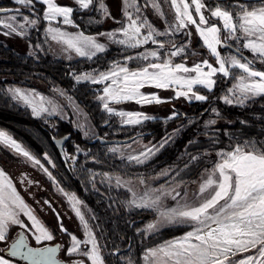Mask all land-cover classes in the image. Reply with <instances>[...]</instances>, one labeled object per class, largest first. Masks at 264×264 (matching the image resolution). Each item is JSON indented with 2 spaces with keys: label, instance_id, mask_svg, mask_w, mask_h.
<instances>
[{
  "label": "snow or ice",
  "instance_id": "obj_1",
  "mask_svg": "<svg viewBox=\"0 0 264 264\" xmlns=\"http://www.w3.org/2000/svg\"><path fill=\"white\" fill-rule=\"evenodd\" d=\"M166 2L170 3V7L174 10L175 23L169 24L165 20L163 31L158 30L148 17L143 15L137 0H121L122 15L127 21L118 30L123 39H114L116 32H108L106 35L114 43L133 49L149 42L158 45L159 49H164L165 44L155 37L166 36L170 32L178 33L189 25H193L203 46L214 58L216 66L208 59L194 62L191 67L186 63H173L172 58L184 53L187 44L177 46L169 42L172 50L162 62H149L137 70L115 64L107 72L76 75L75 79L78 82L90 81L92 84H101L109 81L102 90L103 94L97 97L102 102L104 111L121 117L123 124L138 125L155 117L142 112L117 111L110 104L128 101L140 105L161 104L166 101L156 94H144L141 89L145 86L169 89L175 85H179L180 89H187L186 91L177 90L175 92L177 98L207 101L209 96L194 91L193 86H202L211 93L217 83L213 77L217 74L225 78L231 77L234 81L232 87L227 90V94L220 98L227 105L243 106L246 101L264 97V70L255 68L253 60H249L241 52V47L249 50L254 59H258L260 64L264 65V0H259L258 4L244 3L243 0H217L212 6H207L202 0H190V2L189 0H166ZM14 3L32 11H34V4L39 3L45 6L42 16L44 21L51 22L57 17H62L65 25L73 23L70 19L73 8L60 6L55 0H14ZM75 3L81 9H88L94 0H75ZM192 6L198 20L190 11ZM144 7H151L159 18L164 19V13L157 0H144ZM99 10L105 17L110 16L109 9L103 0L100 2ZM205 10L210 14L209 16L204 14ZM4 13H14L8 15L6 19L0 18V27L8 30L4 33L5 35L15 33L23 37L26 35L24 31L26 27H35L39 22V17L30 18L28 15H23V22L14 25L11 22L16 21L22 14L21 8L0 7V14ZM142 30L145 32L142 33ZM46 32L53 40L65 45V51H74L76 55L87 57L89 60L97 53L105 51L104 44L98 43L94 37L86 36L82 32L69 35L53 27H48ZM99 35L103 36L105 33ZM188 35L191 36L192 33L189 32ZM229 41H235L239 55H222L218 51V46L231 49L232 45ZM198 54L193 52V55ZM150 57L160 60L158 50L138 53L135 57H125V60L148 61ZM9 91L13 94V98L24 100L32 108L34 116L49 111L44 106L43 96L25 93L18 88L9 89ZM30 95L37 97L38 100L37 98L30 100ZM211 111L220 116L216 108H212ZM176 115L173 112L167 119H172ZM208 123L215 124L216 121L211 120ZM80 127L83 129L84 126ZM84 134L88 135V132L85 131ZM167 139L163 140L159 147L155 145L146 147L138 155H129L127 159L142 164L159 151V148L167 143ZM0 143L10 147L34 165H39L55 183L51 173L40 160L3 131H0ZM109 151L117 152L119 149L113 147ZM216 155L219 160L208 172L206 179H202L198 191L194 194L197 202L180 204L177 201L176 207L160 212L158 223H187L191 225L192 230L164 245L148 249L145 256L147 264H264V142L259 140L237 142L235 146H230L229 150H218ZM44 159L55 167L46 153ZM72 159L75 160L76 157L73 156ZM192 159L195 160L196 157ZM162 175H167V171ZM116 182L117 185L121 184L119 177L116 178ZM60 191L63 192V189ZM64 194L68 197L83 227L85 237L80 240L76 235L70 234L71 245L64 255L71 257L78 254L85 257L91 264H105L96 237L79 207L82 201L74 194ZM179 195L180 193L177 192L176 196ZM176 196H173L174 200ZM159 200L160 197L154 200L149 199L146 194L145 197L139 200L134 199L130 203L138 208H153L157 206ZM21 214L27 218L30 226L20 218ZM57 220H60L58 213ZM157 226L158 224H149L147 230H155ZM11 227H18L20 231L8 245V256L19 257L26 261V264H68L67 261L56 257L60 249L59 245L55 247L45 245V242L54 240V234L41 223L19 195L6 173L0 170V243L8 241ZM59 227L62 233H67L68 230L62 223ZM30 243L37 246H30ZM81 245L86 247L82 249ZM89 245L90 247H87ZM0 264H13V262L0 255ZM71 264H85V260L72 261Z\"/></svg>",
  "mask_w": 264,
  "mask_h": 264
},
{
  "label": "trees",
  "instance_id": "obj_2",
  "mask_svg": "<svg viewBox=\"0 0 264 264\" xmlns=\"http://www.w3.org/2000/svg\"><path fill=\"white\" fill-rule=\"evenodd\" d=\"M100 2L101 0H94L88 9H81L74 2L71 5L73 13L70 17L73 23L53 24L67 30H79L92 35L103 29L120 28L123 24V16L118 15L116 22L108 24L113 15L110 12V16L105 17L99 10ZM140 2L142 0L137 1L139 6H141ZM157 2L164 13L163 20L171 22L174 12L170 3L166 0H157ZM202 2L212 6L217 0H202ZM243 2L251 4L258 3V0H243ZM13 5L15 4L12 0H0V7L10 9ZM36 7L39 22L35 27L28 29L31 52L17 51L0 40V129L15 138L26 150L49 167L62 189L74 191L85 203L105 264H129V262L141 264L140 254L147 246L180 233L187 226L167 225L151 233H145L142 227L154 217L155 211L152 208L127 207L129 191L103 183L99 175L90 178V168L94 166L96 169L107 170L125 178L143 179L167 171L165 180H162L165 181L164 183H170L180 177L195 179L202 171L213 168L219 160L216 155L218 150H229L230 146H235L237 142L243 143L245 140L264 142V97L246 101L243 106L227 105L220 98L227 94L234 81L231 77L225 78L217 74L213 77L217 83L211 93L202 86H193L194 91L209 96L207 101L191 99L180 103L177 99H172L174 102L171 109L177 114L174 118H155L138 125H121L116 115L104 111L97 100L101 84L78 82L75 81L74 76L84 70L97 72L109 69L115 62H124L129 68L141 67L149 62H162L166 55L165 49L157 47L160 60L150 57L148 61L141 59L126 61L125 57H135L142 47L151 44L135 49L113 44L111 47H106L103 53H97L91 60L87 57L64 60L48 52L44 33V26L48 21H44L41 15L44 6L36 3ZM205 12L209 15L206 10ZM163 38V36L159 37V39ZM229 43L234 45L233 41ZM196 45L204 48L199 38L196 39ZM220 49L223 51L226 48ZM241 52L249 60H253L254 67H261L249 50L241 47ZM187 55L189 52L186 49L184 53L173 57V60L182 59ZM29 79L43 82L50 87H59L72 96L97 127L99 135L106 133L107 137L124 138L141 134L144 139L150 140L170 135L169 139L159 153L148 161L138 164L108 151L107 144L92 142V137L75 138V135L71 134L62 145L63 152L75 153L76 159L70 165L65 156L64 160L60 158L51 140L53 137L73 131L69 129V125L67 126L66 122L56 116L32 115L29 108L14 100L6 89L8 84L30 86ZM212 108H216L220 116L213 113ZM211 120H215L216 123H208ZM77 147L81 150L75 152ZM45 153L55 167L48 165L47 160L44 159ZM192 157L196 159L193 160ZM2 159L15 161L18 157L10 154L0 144V161ZM126 245H129L126 250L113 253L114 249ZM62 251L60 246L57 257L68 260L67 257L62 256ZM81 259L85 260V264H89L85 257L81 256Z\"/></svg>",
  "mask_w": 264,
  "mask_h": 264
},
{
  "label": "rangeland",
  "instance_id": "obj_3",
  "mask_svg": "<svg viewBox=\"0 0 264 264\" xmlns=\"http://www.w3.org/2000/svg\"><path fill=\"white\" fill-rule=\"evenodd\" d=\"M139 1V0H137ZM13 4L14 0H12ZM56 3H58L60 6H67L71 7V5L75 2V0H55ZM190 2V0H189ZM103 3L105 6L109 9V12L112 13L113 17L109 19L108 24L111 25L112 22H116L117 16L122 15V3L121 0H104ZM251 4H254L251 3ZM258 4V3H255ZM140 7L142 9L143 15L147 16L149 21L154 24V26L157 27L158 30L163 31L165 27V21L159 18L154 10L151 7L145 8L144 7V0L140 2ZM79 6V5H78ZM45 7V6H44ZM43 7V9H44ZM15 8H21V15L17 17L16 21H13L14 25H18L23 22L22 16L23 15H28L30 18H37L38 17V12H37V7L36 3L34 4V11L30 10L29 8H23L20 5H13L10 7V9H15ZM173 10V9H172ZM190 11L193 13V16L195 19L198 20V17L195 16L194 12V6L190 7ZM174 12V10H173ZM14 14V13H4L0 14V18L6 19L8 15ZM206 15V12H204ZM43 16V13L41 14ZM210 15V14H209ZM206 15V16H209ZM123 16V15H122ZM123 23H126V19L123 16L122 19ZM59 22L63 23V18L62 17H57L56 20L51 21V23H47L44 26V33L46 37V43H47V49L50 54H52L55 57L62 58L64 60H72L77 57H80L76 55L74 51H65V45L62 43L55 41L51 38V35L46 32V29L48 27H53V28H59L62 32H65L69 35H75L77 33H80L81 31L79 30H67L58 26H55L53 23ZM169 24L175 23V13H174V18L171 20V22H168ZM30 27L25 28L26 35L23 37L16 35L15 33L10 34V35H5L4 33L7 32V29H4L3 27H0V40L3 41L4 43L12 46L15 50L17 51H23V52H31V44L30 40L28 39V29ZM121 28V27H120ZM120 28H107L103 29L97 34H85L86 36H92L94 37L98 43L104 44L105 48L106 47H111L113 44H118L114 43L113 40H110L108 36L106 35L108 32H116L117 35L114 37V39H123V36L119 35L118 30ZM145 30H142V33H144ZM191 32L192 35L189 36L188 33ZM100 33H105V35L101 36L99 35ZM160 37V36H159ZM159 37H155L158 41H161L165 44V52L166 55L164 57L167 58V54L170 53L172 50L171 44L169 42L175 43L177 46H183L187 44V50L189 52V55L187 57H184L179 60H173V63H186L187 66L191 67L194 62H199L203 59H208L210 63H213L215 65V60L214 58L211 59V56L208 52V50L204 47L201 48L198 45H196V39L199 38V35L195 31V26L189 25L186 29L181 30L180 32H170L169 35L163 36V39H159ZM201 40V39H200ZM202 42V40H201ZM234 45L235 44V41ZM148 44H151V46L148 47H142L141 50H139L138 53H146L148 51L152 50H157L158 45L152 44L149 42ZM152 45L154 47H152ZM203 45V42H202ZM144 46V45H143ZM218 51L222 52V55H228V54H234L232 51L228 49H223V51L220 49L218 46ZM193 52L199 53L198 55H193ZM251 53V52H250ZM182 54V53H181ZM252 54V53H251ZM257 62H259L258 59H255ZM260 63V62H259ZM115 64H118L120 66H126L124 62H115L109 69L113 68ZM147 64L141 66L144 67ZM137 67V68H141ZM129 68V67H128ZM260 70H264V65H261V67H255ZM109 69L103 70V71H97L94 72L92 70H84L78 73L77 75L83 74V73H88V72H93V74H96L98 72H107ZM130 70H133L134 68H129ZM206 70V69H205ZM194 75V74H191ZM76 76V75H75ZM74 76V79H75ZM76 81V79H75ZM90 82V81H88ZM28 83L30 86H19L16 84H8L6 86V89L8 93L11 95L13 98V94L9 91V89H20L22 92L25 93H30V94H38L39 96L44 97V106L49 109L47 112H42L40 115H45V116H56L57 118L63 120L64 122L67 123V126L69 125V129L73 130L68 133V137L72 134L75 135V138L81 137V138H87V137H94L96 135H99V131L96 126L93 125V123L90 121L87 113L76 103V101L73 99L72 96L66 94L62 89L59 87H50L47 86L43 82H39L33 79H29ZM109 81H105L104 83H101L100 86V92L97 94V97L99 95H102V90L108 84ZM233 85V84H232ZM232 87V86H231ZM229 87V88H231ZM177 90H184L186 91L187 89H180L179 85H175L170 87L169 89H157L154 87L150 86H145L144 88L141 89V92L144 94H156L159 96L162 100L166 101L161 104H150V105H140L132 101L128 102H121L119 104H110L111 107L116 109L117 111H126V112H139L142 111L146 115L153 116L155 118H160V119H165L169 116L172 115V109L171 105L173 104L174 100L172 99H177L178 102L184 103L188 100L191 99H186L185 97H179L177 98L175 96V92ZM34 98L33 95L29 96V99L32 100ZM14 100L20 102L21 104L26 105L29 110L31 111L32 115V108L24 102V100L19 99V98H13ZM194 99V98H193ZM38 100V98H37ZM98 100V98H97ZM101 108H102V102L98 100ZM103 109V108H102ZM118 122L121 125H126L122 123V118L119 116H116ZM81 125H83V129H81ZM0 131H3L0 129ZM87 131L88 135H85L84 132ZM5 132V131H3ZM173 132V131H172ZM171 132V133H172ZM6 133V132H5ZM9 135V134H7ZM106 133H102L101 136L107 137ZM10 136V135H9ZM170 135L162 136L156 140H150V139H144L141 134H136L134 135V138L131 139L130 141L124 142V143H112V144H107V149L109 151L110 148L116 147L119 149L117 152H113L119 157H124L126 160L129 155H138L141 151H144L146 147H152L155 145L156 147H159L161 142L165 140L166 138L169 139ZM12 137V136H11ZM13 138V137H12ZM91 138V139H92ZM16 140L15 138H13ZM167 139V140H168ZM17 141V140H16ZM65 142V141H64ZM17 143H19L17 141ZM2 144V143H0ZM20 144V143H19ZM3 147L13 156H17V160H11V159H2L0 161V170H3L8 178L11 180L13 186L16 188L17 192L19 195L24 199V201L30 206V208L33 210V213L37 216V218L43 223L46 227L49 228L50 231L54 234V240L51 242H58L59 245L62 247V256L67 257L68 260H80L81 256L78 254H74L71 257L65 256L64 253L66 249L71 245V236L70 234H74L77 236L78 239L83 240L85 237L83 235V227L78 219V217L75 215V212L72 209V206L68 200V197L64 194L67 193L68 195H75L80 201H82L74 191H67L63 189V192L60 191L62 189L60 185L56 182L55 178L53 177L52 173L50 172L49 167L44 165L41 161V164L44 165L45 168L48 169V172L51 173L52 177L55 180V183L53 182V179H50L48 174L44 172L42 168H40L39 165H34L31 161H28L25 157L17 154L13 149L10 147L2 144ZM21 145V144H20ZM22 146V145H21ZM23 147V146H22ZM24 148V147H23ZM78 148V147H77ZM77 148L75 149V152L77 151ZM25 149V148H24ZM26 150V149H25ZM81 149H79L80 151ZM162 148H159V151H156L154 155L160 152ZM28 151V150H27ZM111 152V151H110ZM31 153V152H30ZM32 154V153H31ZM33 155V154H32ZM154 155L150 156L152 158ZM34 156V155H33ZM64 156L67 159L68 163L70 165L73 164L74 160L72 159L74 154H68L64 152ZM149 158V159H150ZM36 159H38L36 157ZM147 159L146 161H148ZM39 160V159H38ZM145 161V162H146ZM136 163L135 161H132ZM48 163V161H47ZM51 166L52 164H49ZM212 169V168H211ZM211 169L202 171L197 178L192 179V178H184L180 177L176 180L171 181L170 183H164L165 181V175L158 174L153 177L149 178H125L121 175L112 173L107 170H99L96 169L94 166L90 168L91 175L90 178L93 177V175H99L100 176V181H102L105 184H109L112 186H119L122 188H125L129 191V198L126 201V206L127 207H135L132 203H130L132 200L136 199L139 200L141 197H145L147 194V198L149 199H156V197H160V200L157 204L156 207H153L152 209L155 211L154 217L147 222L142 229L144 230L145 233H151L157 229H160L162 227H165L167 225H177V224H183L186 225L187 228L180 232L177 233L173 236H170L164 240H161L153 245L147 246L144 251L140 254V261L141 264H147V261L145 260V256L147 254L148 249H154L157 248L161 245H164L166 242L172 241L174 239L182 237L186 232L191 231L192 227L190 224L187 223H158L160 220V212L174 208L177 206V201H179L180 204H184L185 202L189 204H194L197 201L194 198V194L198 191L199 184L202 182V179H206L207 174ZM218 176V174H217ZM119 177L121 184L117 185L116 178ZM31 181V183H29ZM143 181V183H141ZM174 190V191H173ZM180 193L179 196H176V193ZM173 196H176V199H173ZM48 201V204H45L44 202ZM82 213L85 216V219L87 220L93 235L95 236L94 233V228L92 227L90 223V214L88 211L87 206L85 203L82 201V204L79 205ZM57 213L59 214L60 220H57ZM22 220H24L26 223L30 222L27 221V218L24 217L21 214L20 217ZM63 224V226L68 230L67 233H62L60 231V224ZM149 224H158L157 228L152 231L147 230V225ZM20 231L18 227H11L9 231V239L5 243H0V255L4 256L6 259H9L13 262V264H23L17 261V259H11L4 253V249L7 246V243L11 241L16 234ZM51 242H45V244L51 243ZM31 245H34L33 243H30ZM84 245H81V248L83 249ZM87 247H90L87 246ZM236 259V258H233ZM87 260V259H86ZM89 264H91L90 261H88Z\"/></svg>",
  "mask_w": 264,
  "mask_h": 264
},
{
  "label": "water",
  "instance_id": "obj_4",
  "mask_svg": "<svg viewBox=\"0 0 264 264\" xmlns=\"http://www.w3.org/2000/svg\"><path fill=\"white\" fill-rule=\"evenodd\" d=\"M227 48V47H225ZM229 49V48H228ZM232 50L236 55H239V53H237L236 51V48L234 46H232V48L230 49ZM243 54V53H242ZM245 57H247L245 54H243ZM68 138V133H64L62 134L61 136L59 137H53L51 140L57 150V152L59 153L60 155V158H62L64 160V152H63V148H62V145L64 143V141ZM134 138V135L132 136H128V137H124V138H117V137H104V136H101V135H96L94 136L91 141L94 142V141H99L100 143L102 144H112V143H124V142H127V141H130L131 139ZM12 242L9 241L6 248L4 249V252L7 254V249H8V245ZM46 246H49V247H55L56 245H59L57 242L56 243H52V244H45ZM30 246H37V245H31ZM129 247V245H126L125 247L123 248H119V249H114L113 250V253L114 254H117L119 253L120 251H123V250H126L127 248ZM57 254L58 252L56 253V257H57ZM11 257V256H10ZM12 258H15V259H18L19 261L21 262H24L26 264V261H23L21 260L19 257H12ZM58 258V257H57ZM59 259V258H58ZM62 260V259H60ZM66 261V260H64ZM74 261V260H71V261H67L68 264H71V262Z\"/></svg>",
  "mask_w": 264,
  "mask_h": 264
},
{
  "label": "flooded vegetation",
  "instance_id": "obj_5",
  "mask_svg": "<svg viewBox=\"0 0 264 264\" xmlns=\"http://www.w3.org/2000/svg\"><path fill=\"white\" fill-rule=\"evenodd\" d=\"M258 2H259V0H258ZM254 4H255V2H254ZM230 44V43H229ZM232 45V44H231ZM232 46H234L235 48H237V45H232ZM225 48V47H224ZM226 49H228V48H226ZM228 50H230V49H228ZM232 51V50H231ZM233 52V51H232ZM222 53V52H221ZM234 53V52H233ZM243 53V52H242ZM244 54V53H243ZM52 243H56V242H51V243H48V244H52ZM58 243V242H57ZM8 244V243H7ZM59 244V243H58ZM59 252V251H58ZM5 253V252H4ZM6 254V253H5ZM7 255V254H6ZM58 255V254H57ZM8 256V255H7ZM9 258H10V256H8ZM12 258V257H11ZM15 259V258H14ZM18 260V259H17ZM63 260V259H62ZM19 261V260H18ZM66 261H68V260H66ZM69 261H71V260H69ZM75 261V260H74ZM20 262V261H19ZM24 263V262H23ZM25 264V263H24Z\"/></svg>",
  "mask_w": 264,
  "mask_h": 264
},
{
  "label": "crops",
  "instance_id": "obj_6",
  "mask_svg": "<svg viewBox=\"0 0 264 264\" xmlns=\"http://www.w3.org/2000/svg\"><path fill=\"white\" fill-rule=\"evenodd\" d=\"M137 69H139V68H134L133 70H137ZM139 112H142V111H139ZM143 113V112H142Z\"/></svg>",
  "mask_w": 264,
  "mask_h": 264
}]
</instances>
